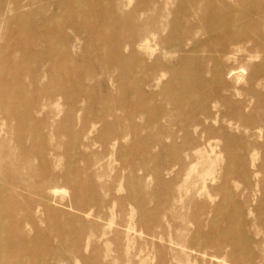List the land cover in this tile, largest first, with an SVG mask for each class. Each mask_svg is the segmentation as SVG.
Listing matches in <instances>:
<instances>
[{"label": "rangeland", "instance_id": "rangeland-1", "mask_svg": "<svg viewBox=\"0 0 264 264\" xmlns=\"http://www.w3.org/2000/svg\"><path fill=\"white\" fill-rule=\"evenodd\" d=\"M55 1L0 0L2 61L25 63L0 93V230L40 232L49 264H264V54L222 63L242 68L241 83L229 75L226 92L149 126L124 75L138 59L135 31L153 47L164 34L151 27L177 1L79 0L89 1L85 14ZM52 23L58 30L36 37ZM195 57L211 79L214 57ZM158 71L143 70V100Z\"/></svg>", "mask_w": 264, "mask_h": 264}, {"label": "bare ground", "instance_id": "bare-ground-1", "mask_svg": "<svg viewBox=\"0 0 264 264\" xmlns=\"http://www.w3.org/2000/svg\"><path fill=\"white\" fill-rule=\"evenodd\" d=\"M63 1L70 3L72 6L75 4L77 13H89V1L56 0L53 5L57 7ZM150 1L153 2V0ZM168 1H177L175 7L167 8L166 12L161 15V20H157L150 31L153 36H156V34H164V36L159 37L152 47L149 44L144 45L145 41L142 39L141 30H136L134 41L137 45L135 44L133 56H137L138 59L136 60L134 72L125 73L124 75L125 79L133 77L134 84L138 86L135 93L134 113L138 118L143 117L146 113L149 126H157L161 121L169 120L170 116L168 114L173 110L174 112H184L188 109L193 110L195 105L206 104L209 98L216 94V90L226 92L228 90L229 75L237 84L241 83L242 68L227 70L222 63L232 61L237 54L242 52L247 54V58L252 57L253 51L264 54V36L261 32L264 29V0ZM95 3L101 4L103 1ZM32 27L26 23L22 26L25 32H30ZM35 28L40 31H37L38 36L36 37L41 38L47 31L58 30L59 25L55 23L42 24ZM17 36L19 38V34ZM108 41L115 46L122 44L117 37L108 39ZM250 43L258 46L251 48ZM42 46L45 45L42 44ZM48 47L49 52L55 53L52 45ZM145 52L151 55L152 60L149 64L143 62L142 56ZM203 53H209L214 57V71L211 79L202 78L201 70L197 68L199 58L195 55ZM114 58L117 63H121L123 60L121 55L113 56ZM103 61L109 63L107 59ZM24 67L25 63L22 62L4 64L0 51V93L5 92L11 84L19 83L21 78L18 76ZM145 67L150 70V73L158 71L160 67L158 71L160 75L158 82L152 84L149 88L147 99L143 100V90L139 84ZM164 76H168V80L162 86L160 85V90L157 93L158 83ZM62 85L57 86L56 88L59 89H55V91H59ZM209 85L212 86V90L207 91ZM234 87L237 92L239 89L236 86ZM65 95L66 93H64ZM18 98L10 97L9 100ZM159 99H163L170 109L163 110L160 103L154 104V101ZM196 99L198 101L195 102ZM1 110L3 111V108ZM4 111L10 117L16 114V111H10L5 107ZM160 117L162 120L159 122L158 118ZM63 124L66 130L70 128L67 121ZM20 127L21 123H17L16 128ZM29 142L30 144H39L43 141H40L38 137H32ZM66 175L67 178L72 177L69 173H66ZM69 187L72 188L73 186ZM69 187L65 185L62 189L69 191ZM88 201L95 202V199L90 196ZM18 230L17 223L12 226L4 225L1 227L0 264H49L47 252L45 258L42 256L44 249L41 243V233L36 232L34 238L29 240L27 237L18 235ZM7 250L11 251L12 255H6Z\"/></svg>", "mask_w": 264, "mask_h": 264}]
</instances>
